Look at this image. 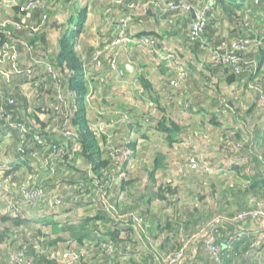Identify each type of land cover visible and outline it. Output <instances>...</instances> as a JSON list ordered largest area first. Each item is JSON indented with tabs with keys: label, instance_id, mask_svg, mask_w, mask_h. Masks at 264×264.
<instances>
[{
	"label": "trees",
	"instance_id": "trees-1",
	"mask_svg": "<svg viewBox=\"0 0 264 264\" xmlns=\"http://www.w3.org/2000/svg\"><path fill=\"white\" fill-rule=\"evenodd\" d=\"M12 1L16 5L0 13V23H9L0 29V48L5 44L10 47L7 59L0 63V160L6 161L0 162V264H17L12 260L17 253H23L30 264H164L165 258L180 252L178 264H264V210L260 216L251 214L256 203L264 208V0H152L164 5L143 14L128 7L144 0H112L99 20L93 18L96 29L86 26V30L88 3L79 8L77 25L60 28L57 19L53 20V11L69 0H46V14L40 9L21 12L28 0ZM168 3H184L195 12L205 10L206 20L197 37L191 38L189 33L194 22L190 12L164 9ZM118 11L121 15L114 16ZM126 16L130 19L124 36L136 42L149 38L152 46L133 44L106 50L100 57L101 68L95 71L94 54L113 41L117 25ZM52 34L60 36L50 41ZM95 35L108 37L88 43ZM242 39L252 45L234 54L238 59L235 65L223 62L231 45ZM132 49L138 69L135 80L141 88H133L130 95L135 107L123 106L113 96L109 106L104 99L94 106L101 92L95 96L92 92L98 87L102 91L109 82L129 81L123 58ZM150 50L163 54L160 78L166 80L165 100H160L152 80L139 72L148 68L143 59ZM115 51L120 55L116 64L123 73L119 77L109 66ZM12 52L17 59L12 60ZM25 60L27 64H23ZM40 61L53 67L54 78L42 64H35ZM193 66L204 83L221 85L222 92L214 97L218 103L208 97L212 99L208 108L220 117L203 107L207 98L196 90L192 94L196 96L187 95V68ZM178 72L184 78L179 79ZM24 85H29L26 92ZM231 86L241 88L240 93L235 95V88L234 92L228 89ZM124 90L120 87L119 93L123 95ZM58 92L63 102L58 100ZM228 92L235 97L230 99ZM182 110L200 121L208 138L211 131L215 139L218 137L215 146L226 158L238 161L232 175L223 171L221 185L228 183L229 187L212 190L209 196L213 199L217 195L216 204L209 207L191 208L188 202L178 206L179 194L163 187L162 177L158 181L154 178L165 167L167 157L172 160L167 151L177 138L191 136L179 122ZM122 115L129 119L123 121ZM95 118L106 124L102 130L93 122ZM226 120L230 126L240 121L239 130L226 127ZM146 129L166 134L164 149H158L161 145L157 144L151 155L142 154L145 141L156 138L144 132ZM64 131L69 134L64 135ZM127 150L136 152V168L141 156L147 157L143 163L146 173L132 181H125L135 167L133 161L127 169ZM55 173L61 178L55 179ZM56 180L57 194H50L47 203L55 199L59 207L21 202L24 191L54 189ZM207 181L210 189L216 176ZM201 195L199 189L197 196ZM64 204L68 208H62ZM12 206H18L17 211H6ZM33 210L39 214H31ZM166 210L168 215H164ZM242 213L245 216L241 219L238 215ZM127 214L141 221L138 229L134 218L124 219ZM34 225L37 229L31 231ZM208 239L221 249L219 263L209 256ZM153 244L164 255H156ZM151 252L156 261H150Z\"/></svg>",
	"mask_w": 264,
	"mask_h": 264
},
{
	"label": "rangeland",
	"instance_id": "rangeland-1",
	"mask_svg": "<svg viewBox=\"0 0 264 264\" xmlns=\"http://www.w3.org/2000/svg\"><path fill=\"white\" fill-rule=\"evenodd\" d=\"M60 12H61V10H58V14ZM120 15H121V11H118L114 14V16H117V17H119ZM54 35L55 34H52V38L54 37ZM58 36H60V35H58ZM58 36H55L53 39H50V41L56 40ZM226 57H229V56H226ZM226 59H229V58H226ZM187 73H188V81L186 83L187 95H189L190 97L196 96V95H192L193 93H196V92H193V89L196 90L197 94H199L200 97L207 98L206 101L204 103H202L203 107L209 113L217 115L218 117H220V114L215 109L208 108L209 104H211V100H212V99L209 100L208 97L210 98V96H211L213 98V103L214 102L218 103L219 100L214 99V97L216 96V94H220L222 92V89L220 87L221 85L215 84V81H213V84L207 83V82L204 83L205 80L201 77L200 72L197 71V68L195 66H193V68H191V69H189V67H188ZM161 82L163 84H165L166 80L162 79ZM47 87H48V85H47ZM234 88H235L234 86H231L228 89H230V91L234 92ZM24 89H26L25 91H28V86H26ZM228 89H227V91H228ZM235 90L236 91L234 93L236 95V94L240 93L241 88H238V89L235 88ZM43 92H46V90H44ZM188 92H189V94H188ZM234 93L231 94L230 92H228V96L229 97L231 96L230 99L233 97ZM235 95H234V97H235ZM48 96L49 95L47 94L46 97H48ZM186 114H187V112L183 111V113L179 117V122L183 127L188 129V132L191 133V136L189 138L188 137L187 138H185V137H183V138L178 137L177 138L175 146L173 148H171L169 151H167L168 155L172 158V160H170L167 157L166 161L163 162V163H165V167H163L161 172L155 173L154 178L158 181V178L162 177V180H160V181L162 184H164L163 187L167 186L168 189L172 190V192H174V193L177 192L179 194L180 200L178 202V206H180L181 203L183 205V204L188 202V204L191 206V208H193L194 206L195 207L196 206H207V207H209L211 204H216L214 199L217 198V195L215 194V198H213V199H210V196H209L211 194L212 190L219 189L221 186L224 189L229 187L228 183L221 185V183L223 182V179H224L222 177V174H223V171H225L227 175L228 174L232 175V172L234 171L233 167H235L234 163L236 161H234L233 158H226V155L224 152H222V149H219L218 147L215 146V143H217V141H218V137L215 139L212 136V131H211V136L208 138L206 134H203V129H202V126L200 124V121L196 117L193 116V118H191V117L186 116ZM44 118H45V116H44ZM235 123L236 124L230 126L229 122L227 120L223 121V124L226 125V127L236 129L238 131L240 128V125H241L240 121L235 122ZM143 149L145 150V147ZM143 149H141V150H143ZM145 151L149 152L148 149H146ZM155 154L159 155L158 153H155ZM150 155H151V153H150ZM145 158H147V157L145 156L143 158L141 156L140 160L142 162L140 163V165L138 163L137 168H136V166H137L136 158L130 159V161H132V162L135 161V168L126 174V177H125L126 180L125 181H132L133 179H136V178L139 179V178H141L140 174H142L143 172L146 173V171H144V168H143V166H144L143 163L147 161V159L145 160ZM236 163H238V161ZM61 176H62L61 174H56V173L54 174L55 179L61 178ZM215 176H216L217 181L212 182L210 189H209V185H208L207 180L212 179ZM40 179L41 178L39 177V178L35 179V181L38 182V181H40ZM230 179L232 180L233 178H230ZM246 182L247 181H245L243 183L246 184ZM58 184H59V182L56 180L53 182V186H52V188H54V189L46 188L47 189L46 190V189H43L42 187H35L34 188L35 192L37 194H39V196H40L39 202L42 205H43V203H46V205H48L47 204L48 197L51 195L57 194L56 185H58ZM199 189L202 190L201 196H197V192H199ZM203 190H204V192H203ZM252 191L253 190H249V192H252ZM157 194H158V191H157ZM171 194L173 195V193H171ZM172 195H170V197H172ZM235 196H237V195H235ZM52 197H55V196H52ZM134 197H136V196H134ZM193 199H194V201H193ZM231 199H232V203L234 204L235 203L233 201L234 197H232ZM154 204H156V203H154ZM154 204L151 205V206H153V208L155 207ZM67 206H68L67 204H64V206L62 208H68ZM168 213H169V211L166 210L164 215H168ZM127 215L124 216V219L125 218L133 219L134 218V220L137 221L136 222V229H138V227H140L141 225H140V222H139L137 216L136 215L130 216V214H127ZM101 224L105 225L106 222H103ZM207 225L208 224H206L204 227H201L199 229V232H203L205 230V228L207 227ZM146 227H147V225H146ZM35 229H37L36 225H34V227L31 229V231H33ZM152 246L156 249L153 252L156 251V253H158L156 255H159V256L164 255L162 253V251L161 252L158 251V249L156 248L158 246H156V244H153ZM151 254L152 255L150 257L151 258L150 261L151 262L156 261L155 256H154L155 253L153 254L151 252ZM148 258H149V256H148ZM115 260L120 261L117 258ZM116 263L119 264L121 262H116ZM124 263L125 262H123L122 264H124Z\"/></svg>",
	"mask_w": 264,
	"mask_h": 264
},
{
	"label": "built area",
	"instance_id": "built-area-1",
	"mask_svg": "<svg viewBox=\"0 0 264 264\" xmlns=\"http://www.w3.org/2000/svg\"><path fill=\"white\" fill-rule=\"evenodd\" d=\"M11 2H12L11 0H0V13L3 9L10 7V5H12ZM45 3H46V0H28L20 8V11L21 12H24V11L31 12V11H34L36 9H40L42 12L45 13ZM159 5L161 7L164 4L156 3V1L153 2L152 0H144L141 5L129 6L128 8L131 11H135V12L140 11L143 14V13H146V11L148 9H150L151 7L157 8V7H159ZM163 8L168 9V10H179L181 12H184V11L190 12L191 10H193L190 5H187L184 3H181L180 5H176L174 3H168ZM45 18H46V15H44L43 20H45ZM129 19L130 18L128 16H126V18L120 20L119 24L117 25L116 36L113 39V41L109 45L104 47L102 50H99L94 54V56L92 58V63H93L92 67L95 71H98L101 68L100 57H101L102 53L106 50H112L113 51L117 47L133 45V44H143L146 47L152 46V42L149 38H142L136 42V41H132L129 38L124 36L123 30H124L125 26L127 25V23L129 22ZM205 20H206L205 10L200 11V12L199 11L195 12L194 22L191 24L190 29H189V33H190L191 38H195L198 36V34L201 32V30L204 26ZM7 25H9L8 22L0 23V29L1 30L4 29ZM12 25L16 29H19V25L15 24V23H12ZM251 43L252 42L247 40V39H242V40H239V41L233 43L231 45V50H230L229 55H228L229 57H226V56L223 57L222 58L223 62H225V63L229 62L231 65H235L238 62V59L234 56V54L236 52L246 50L247 47L252 45ZM9 48L10 47L6 44L1 46V48H0V63L7 59V56H8L7 53L10 50ZM26 51L30 52V48H26ZM11 54L12 55H10V57L12 58V60L17 59L16 53L12 52ZM29 56L31 57L30 53H29ZM119 56L120 55L118 54V52L115 51L113 58L109 59L110 70L112 72H114L117 75V77L123 75L121 69H119L117 64H116V62H117L116 59H118ZM226 58H229V59H226ZM166 59L171 60V57L167 56ZM35 64H42L46 73L51 75L52 78L55 77V70L53 69V67L49 63L40 61V62H35ZM13 67L16 70L18 68L16 63L13 64ZM178 78L179 79L184 78L183 73L178 72ZM171 85H173V86L176 85V81H171ZM100 92H101V88L98 87L95 91L92 92V95L95 96L97 93H100ZM58 100L60 102H63V100H64V97H62L61 92H58ZM121 117H122L123 121H127L129 119L127 117V115H122ZM96 123L98 124V120L96 121ZM100 130H102V127H100ZM63 134L68 135L69 133L67 131H64ZM35 140L38 141L37 138H35ZM38 143H40V142L38 141ZM22 197H23V200L21 202H27V203H33L34 201H39V198H40L39 194H37L35 192V190L34 191L33 190L24 191L22 193ZM47 204L48 205H45V206H47L48 208H53V207H57L60 205L59 201L55 200V199L51 202H48ZM17 207L18 206L14 207V208H13V206H12V208L9 207L8 209H6V211H12V209L17 211V209H18ZM263 210H264L263 206L260 203H256L255 208H254L253 212H251V214L253 217L260 216L263 214ZM238 216H239V218L242 219L245 215L242 213ZM139 222H141V221L139 220ZM200 233H202V232H200ZM238 236H240V235H238ZM257 245H258V243L256 242L252 246L256 247ZM206 247H207L210 258L215 263H219V258L221 255V249L218 246L213 245L212 239H208L206 241ZM63 258L68 259V255H64ZM75 258H76L75 256L72 257V259H75ZM181 258H182V253L180 252V253H177L175 255H172V256L165 258L164 264H178V261ZM12 260L17 264H30L29 260L27 258H25V255H23V253L15 254L12 257Z\"/></svg>",
	"mask_w": 264,
	"mask_h": 264
},
{
	"label": "crops",
	"instance_id": "crops-1",
	"mask_svg": "<svg viewBox=\"0 0 264 264\" xmlns=\"http://www.w3.org/2000/svg\"><path fill=\"white\" fill-rule=\"evenodd\" d=\"M112 0H69L68 3L67 2H64V4L62 5V7H60V10L61 12L58 14V8L59 7H56L54 8V11H53V16L55 18H53V20H56L57 19V24H60V28H64L65 26H75L77 25L78 23V10H80L79 8L84 4V3H88L89 5V8H88V19H87V22L85 24V30L87 29L86 26H91L93 27L94 29H96V25L95 24H92L93 22V18L99 20L100 17H101V14L103 12V9L106 5L110 4ZM58 15V16H57ZM52 17V16H51ZM192 17V16H191ZM193 19V18H192ZM143 28V26H142ZM144 28H147V25H144ZM139 29V28H138ZM101 30V29H100ZM100 30H97L100 32ZM105 30V29H104ZM103 30V31H104ZM133 30V29H132ZM134 31V30H133ZM99 36V34H98ZM97 35L93 36V38L90 40L88 39L87 42L88 43H92L93 41L95 40H100L101 38H99ZM106 37L108 36H105V38L101 39V40H106ZM81 41L83 39V36L82 38H80ZM171 45H174L172 43H170ZM164 49V48H163ZM160 51L162 52V49H160ZM148 55L145 56V58L143 59L145 61V63H148V68L147 69H143V70H139V72L145 74V77H147L148 79L152 80L154 86H155V89L157 91V94L160 95V100H165L167 99L166 96L167 94L164 93V84L161 82V78H160V74L163 72V70L161 71V68H160V64H161V57L163 56L162 53H159L158 50L155 51V50H150V52L147 53ZM136 56L133 55V49L131 51L128 52L126 58H123L125 63L123 66H125L126 64H129L130 66H134L135 68V71H136V76H137V73H138V69L136 70V60H135ZM141 58V57H140ZM26 63L27 64V61L25 60L23 62V64ZM105 77H111L110 75H103ZM135 76V77H136ZM112 78V77H111ZM127 79L129 81H133V82H122L120 84H117V81L116 83H113V82H109L107 83V85L103 86V90L101 91L100 93V97L99 95L96 97V100L94 101L95 104L94 106L96 105H100L102 99H104L106 101L105 105L106 106H109V100L111 99V97L113 96V98H118L117 101L121 102L120 104L125 106V105H128V106H134L135 107V104H134V101H131L130 99L132 97H130V95L135 91L134 89L136 90H141L137 80H135V78L133 79H130L129 77H127ZM114 81V79H113ZM115 82V81H114ZM27 86V85H26ZM25 85L22 86V90L23 92H26L24 89L26 87ZM120 87L122 88H125V90L127 91L126 93H124L123 95L119 93V89ZM134 88V89H133ZM124 90V91H125ZM129 109H132L131 107H129ZM94 111H95V108H94ZM97 119L95 118L93 120V122H96ZM102 121V119H98V125L100 127H102V129L104 128V126L106 124L100 122ZM144 132L146 133H150L151 135L153 134V136H155L156 138H153V140L150 138L148 141H145V144H146V147H145V150L148 149L149 152H146V153H143V150H142V154H149L151 153V151L155 148V146L157 144H160L161 147L158 146V149H164L165 145H166V141H164V138L166 137V134H160L159 132H157L156 130L154 129H146L144 130ZM126 141L130 142V137H128L126 139ZM128 153L126 154L129 159L133 158L135 153L136 152H133L132 151H129L127 150ZM141 154V155H142ZM130 161V160H129ZM0 162H6V161H2L0 160ZM132 161H130L128 163V167L127 169L131 168L130 166L132 165ZM135 168V167H134ZM132 167V169H134ZM34 213L33 215H37L39 214V211L38 210H33V212H31V214ZM143 229V228H142Z\"/></svg>",
	"mask_w": 264,
	"mask_h": 264
},
{
	"label": "water",
	"instance_id": "water-1",
	"mask_svg": "<svg viewBox=\"0 0 264 264\" xmlns=\"http://www.w3.org/2000/svg\"><path fill=\"white\" fill-rule=\"evenodd\" d=\"M190 14H191L192 18L195 19V12H194L193 10L190 11ZM124 68H125V71H126L128 77H129L130 79L135 78V76H136V71H135V69H134L132 66H130V65H125Z\"/></svg>",
	"mask_w": 264,
	"mask_h": 264
},
{
	"label": "clouds",
	"instance_id": "clouds-1",
	"mask_svg": "<svg viewBox=\"0 0 264 264\" xmlns=\"http://www.w3.org/2000/svg\"><path fill=\"white\" fill-rule=\"evenodd\" d=\"M12 1V0H11ZM12 3V5H16V3L15 2H11ZM194 11V10H193ZM195 12V11H194ZM194 20V19H193ZM126 65H129V64H126ZM125 67V66H124ZM125 69V68H124ZM27 86H29V85H27Z\"/></svg>",
	"mask_w": 264,
	"mask_h": 264
}]
</instances>
